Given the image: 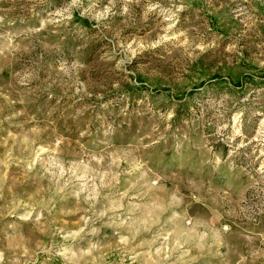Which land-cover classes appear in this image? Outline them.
Masks as SVG:
<instances>
[{"label":"rangeland","instance_id":"1","mask_svg":"<svg viewBox=\"0 0 264 264\" xmlns=\"http://www.w3.org/2000/svg\"><path fill=\"white\" fill-rule=\"evenodd\" d=\"M0 264H264V0H0Z\"/></svg>","mask_w":264,"mask_h":264}]
</instances>
